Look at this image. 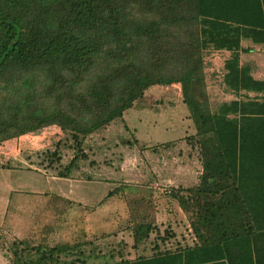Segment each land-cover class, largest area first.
<instances>
[{
  "label": "trees",
  "instance_id": "16d2710c",
  "mask_svg": "<svg viewBox=\"0 0 264 264\" xmlns=\"http://www.w3.org/2000/svg\"><path fill=\"white\" fill-rule=\"evenodd\" d=\"M241 38L264 44V0H0V142L57 125L74 150L59 176L72 177L87 136L123 121L152 86L178 83L202 168L195 185L164 189L186 216L181 239L151 222L102 248L13 238L2 244L10 264H76L101 251L115 258L104 264H261L264 80L240 64ZM220 49L231 56L217 81L240 97L212 109L208 53ZM71 203L52 195L47 209L59 216Z\"/></svg>",
  "mask_w": 264,
  "mask_h": 264
},
{
  "label": "rangeland",
  "instance_id": "374dc122",
  "mask_svg": "<svg viewBox=\"0 0 264 264\" xmlns=\"http://www.w3.org/2000/svg\"><path fill=\"white\" fill-rule=\"evenodd\" d=\"M212 60L219 68L221 61ZM213 79L215 87L207 89L212 109L235 98L221 88L217 76ZM194 132L182 101L181 86L174 83L147 89L124 112L123 121L117 120L87 136L83 146L87 159L80 161V169L72 177L59 176V172L65 171L63 167L73 157L74 150L72 142L57 125L1 141L0 234L10 229L21 231L32 227L36 217L43 215L52 195L66 196L76 202L73 211H84V205H95L120 184L119 190L97 207L96 212L103 218H97L102 222L94 223L95 227L104 225L110 231H117L119 227L129 239L127 226L151 222L163 228L169 220L181 239L184 234H189L188 222L186 218L177 221L183 218L182 214L179 215L180 210L170 199V193L164 192L166 187L174 189L175 181L171 183L165 179L164 182L155 171L167 163L176 173L177 169L186 168L190 173L186 176L190 178L187 185L191 186V181H196L199 166L197 151L192 149L189 141ZM170 176L173 175L167 177ZM149 187L154 188L153 194H149ZM87 220L95 219L88 217ZM95 227L96 231L102 230ZM5 238L1 239L4 246L11 241V238ZM153 239L154 235L146 245Z\"/></svg>",
  "mask_w": 264,
  "mask_h": 264
},
{
  "label": "crops",
  "instance_id": "0c3cea01",
  "mask_svg": "<svg viewBox=\"0 0 264 264\" xmlns=\"http://www.w3.org/2000/svg\"><path fill=\"white\" fill-rule=\"evenodd\" d=\"M239 52V59L240 64L245 65L248 67L250 74L255 79L264 80V44L260 43H254L249 38H241L240 39V50ZM231 56V52L225 49L220 50H210L208 53V60H209V66L206 69V72L208 74L209 78V87H215L214 83L215 80L211 77L212 75L218 76L217 73H221V68L223 67L224 62L229 59ZM212 59H219L218 63L220 62L219 68H216L215 64L216 62ZM220 69V70H218ZM233 95H235V98L240 97L232 92H228ZM247 95L249 97H253L254 95L261 96V93H254V92H248ZM234 98V99H235ZM196 150V149H194ZM195 152V151H194ZM198 157V155H197ZM199 159V157H198ZM201 162L199 160V166H198V172L196 176V181L193 182L191 185H195L198 182V177L201 174ZM172 170V171H169ZM156 175H160L165 182V179L167 182L173 183L175 187L181 185V186H190L187 185L190 178L188 179V176L190 173L187 171L186 168L182 169H173V166L169 165L168 163L164 168H160L155 171ZM169 174H172L173 176L167 177ZM71 177V176H70ZM69 178V177H66ZM169 178V179H168ZM192 179V177H191ZM258 183V181H256ZM62 197V196H60ZM63 198L67 199L68 201H71L72 203L70 205H67L66 209L63 211L62 214L57 216V213L55 211H52L50 209H47V206H45V209H43V215L37 216L36 221L34 222L32 227L24 228L20 230L10 229L6 233L0 234V264H10L9 260L6 258L3 246L1 243V239H9L12 240L13 238H18L21 240H25L29 242L30 244L36 245L40 242H48V243H54L56 241H63V242H69L74 243L75 241L84 240L88 241L85 243V247L89 248V246H97L99 248H102L105 244L113 243L115 240L119 241L121 238V233L119 227L116 229L117 231H110L107 230L104 225H98L95 227L94 223H101L102 220H97V218H103L100 216L99 212H96V209H89V210H80V211H73L72 207L74 201L70 200L66 196ZM172 204H175L172 202ZM85 206V205H84ZM178 209L180 210L179 215L182 214L183 218H179L177 220L178 222L180 219H183L185 221V214L177 204ZM100 207V206H99ZM87 213H84V212ZM181 213V214H180ZM90 214V215H89ZM79 215V216H78ZM94 218L95 220L89 221L87 218ZM79 220V221H78ZM80 222V224H79ZM166 224H170L172 228L174 229V226L172 225V222L169 220L165 221ZM94 224V225H93ZM176 224V223H175ZM92 225V227H91ZM165 226V225H164ZM95 228L102 229L101 231H96ZM176 238L179 240L180 237L176 236ZM90 239L92 240V243H90ZM257 246L259 248V254L260 259L259 261L261 264H264V236H258L257 237ZM71 258V256H69ZM85 262L81 263L80 261H77L76 264H104L108 261V263H113L115 261L114 259L106 258L103 254V252H96L95 254L86 255L84 257Z\"/></svg>",
  "mask_w": 264,
  "mask_h": 264
}]
</instances>
